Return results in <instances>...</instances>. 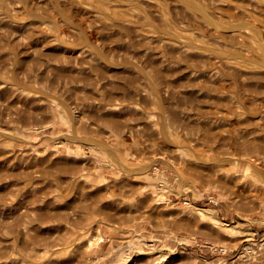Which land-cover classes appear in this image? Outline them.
Masks as SVG:
<instances>
[{
	"label": "rangeland",
	"instance_id": "obj_1",
	"mask_svg": "<svg viewBox=\"0 0 264 264\" xmlns=\"http://www.w3.org/2000/svg\"><path fill=\"white\" fill-rule=\"evenodd\" d=\"M135 1L0 0V264H264V0Z\"/></svg>",
	"mask_w": 264,
	"mask_h": 264
},
{
	"label": "bare ground",
	"instance_id": "obj_2",
	"mask_svg": "<svg viewBox=\"0 0 264 264\" xmlns=\"http://www.w3.org/2000/svg\"><path fill=\"white\" fill-rule=\"evenodd\" d=\"M101 1V0H100ZM172 1H175V2H179L181 3L182 5H184V9H186V15H188L187 13V9H189V11L191 10L192 12L195 13V9L193 7L190 6L189 4V0H138V1H135L137 2L136 5L143 9L144 6L142 5L143 2L146 3V5L148 6H156L164 16H166L167 14H169L170 12V9H171V2ZM211 2H209V0H206V5L207 6H210V8L212 9L211 11H214V12H217V13H220V14H224L225 16H234L235 13H236V9L242 7V4H241V0H210ZM259 1V0H258ZM263 1V0H262ZM99 2V1H98ZM105 2V1H104ZM243 2V1H242ZM142 3V4H141ZM248 3V2H246ZM245 3V4H246ZM264 3V1H263ZM244 4V6H246ZM254 4V2H253ZM261 4V3H260ZM100 8H105L107 9V7H105V3H102L100 2ZM205 6V5H204ZM247 8L249 6H246ZM260 7V6H259ZM207 8V7H206ZM243 8V7H242ZM259 9V8H257ZM243 10V9H241ZM244 11V10H243ZM257 11V10H256ZM263 11V10H262ZM241 12V11H239ZM248 12V11H247ZM147 12L143 13L144 16L148 17V15L146 14ZM193 13V14H194ZM249 13V12H248ZM247 13V14H248ZM251 14V13H250ZM195 15V14H194ZM193 15V16H194ZM239 15V14H238ZM237 15V16H238ZM197 16V15H196ZM222 16V15H221ZM230 16V17H231ZM190 17V15H189ZM205 18L204 21H208V18H206L205 16H203ZM224 17V16H223ZM198 18V17H197ZM199 19V18H198ZM210 21V20H209ZM109 22H111L113 25H118V24H122V25H125V26H128L130 27V29H134V26H135V22H136V19L130 15L129 13L125 12V11H122L120 9L118 10H113L112 8L109 7ZM211 22V21H210ZM205 23V22H204ZM209 23V22H207ZM227 23V22H226ZM219 24V23H217ZM221 24V23H220ZM224 23H222L223 25ZM229 24V23H228ZM211 25V24H210ZM229 26V25H228ZM234 26V25H233ZM238 26V25H237ZM213 28L215 27L212 26ZM224 27V26H223ZM227 27V25H226ZM239 27V26H238ZM200 31H202L203 33H205V36H206V32L204 30H202L200 27H197ZM217 28V27H216ZM232 25L230 27V29H232ZM236 27H234L233 29H235ZM218 29V28H217ZM223 29V28H221ZM225 29V27H224ZM227 29V28H226ZM197 30V29H196ZM215 30V29H214ZM236 30V29H235ZM235 30H231V31H235ZM217 31V30H216ZM214 31V33L216 32ZM223 31V30H221ZM225 32V31H224ZM228 32V31H227ZM213 33V32H212ZM213 33V34H214ZM221 33V32H220ZM231 33V32H230ZM234 33V32H233ZM257 33L256 32H251L249 31L247 28H244V27H241L238 28L236 31H235V34L233 35V38H235L236 40H240V41H245L247 39H250L252 37H255ZM208 35V34H207ZM212 35V34H210ZM203 36V35H202ZM215 36V35H214ZM192 37V36H191ZM195 37V36H194ZM208 38V36H206ZM213 37V36H212ZM211 37V38H212ZM217 37V35L215 36ZM221 36H219L220 38ZM176 41H175V40ZM217 39V38H215ZM221 40H223L222 38H220ZM183 41V40H182ZM230 41V40H229ZM170 42L176 46H181V43H179L177 41V39L175 37H173V39L171 38L170 39ZM184 42V41H183ZM188 44H186V46L188 47V50L192 51L193 53H197V54H203V53H206L207 49H206V45L205 44H202V46H195L193 44L195 43H191V41H187ZM198 45V44H197ZM261 45V44H260ZM262 47V45H261ZM261 49V48H260ZM223 57V56H221ZM227 60V59H225ZM230 61V62H229ZM235 61V62H234ZM227 63H230L229 65L232 66L234 69L240 71V72H247V73H250V74H264V61L260 60V61H257L256 63L255 62H243V61H239V60H227ZM112 108H115V107H112ZM117 121V120H116ZM109 122L110 123H113V125H117V123H115V120H114V117H111L109 115ZM245 166H248L251 170H254L256 168V165L260 162V163H264V157H258V156H255V159L253 158H250V157H245V158H242L240 159ZM257 162V163H256ZM119 164L121 167L124 168V165L122 164V162L119 161ZM237 169V168H236ZM240 168H238L239 170ZM129 168H127V172H128ZM131 170V169H130ZM262 181H264V177H262L261 179ZM219 184L221 186V188L224 190L225 193L229 192L230 194H234L233 191L231 190V186L230 185H227L226 182L223 181V179H220L219 181ZM260 194L259 195H263L264 192H259ZM228 195V194H227ZM229 196V195H228ZM109 205V204H108ZM244 206V205H243ZM105 208V207H104ZM109 207H107L108 209ZM86 210H93V211H99V212H104L105 209L103 208H95L93 206H86L85 207ZM206 213L207 215H209L210 219L212 221H217L216 217H215V211L213 209H207L206 210ZM66 223V222H65ZM238 223V222H237ZM68 224V223H67ZM73 225V224H72ZM244 223H238L236 225H232V227L229 228V230H231L232 232H236L238 235H241V236H244V235H248L249 233L247 231H245L244 229ZM4 227V229H7V230H14L16 225L15 224H8L6 222H2L0 223V228ZM70 231V230H69ZM73 241V240H72ZM91 242V241H90ZM76 243V242H75ZM80 242H77L78 244V247L80 246L79 245ZM82 243V242H81ZM83 245V244H82ZM105 245V244H104ZM72 246V245H71ZM70 246V247H71ZM75 246V245H74ZM77 246V245H76ZM75 246V248H76ZM69 247V248H70ZM81 247V246H80ZM74 248V251L76 250ZM81 249V248H79ZM70 252H71V249H70ZM77 252V250L75 251ZM78 253V252H77ZM59 263V262H58Z\"/></svg>",
	"mask_w": 264,
	"mask_h": 264
}]
</instances>
